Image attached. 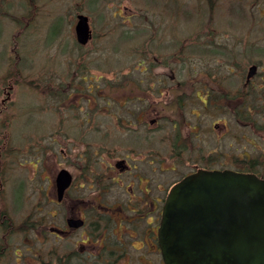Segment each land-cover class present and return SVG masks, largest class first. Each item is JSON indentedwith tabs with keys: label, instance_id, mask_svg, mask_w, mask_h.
Listing matches in <instances>:
<instances>
[{
	"label": "flooded vegetation",
	"instance_id": "obj_1",
	"mask_svg": "<svg viewBox=\"0 0 264 264\" xmlns=\"http://www.w3.org/2000/svg\"><path fill=\"white\" fill-rule=\"evenodd\" d=\"M140 12L123 2L111 11L112 18L121 20L101 21L97 28L86 14L90 37L84 44L74 38L79 47L99 44L116 25L122 26L133 31L126 43L132 44L136 63L104 78L98 75L87 86L85 77L70 86L69 94L81 101L78 138L52 134L46 146L31 152V192L23 198L30 203L17 221L14 211L0 206V264H164L158 227L172 184L198 169L264 177L257 168L264 171L260 158L244 149L231 155L221 150H235L234 143L244 140V128L259 133L257 71L247 77L244 68L222 73L208 65L211 56L225 54L219 43L213 50L210 23L190 39H179L171 22L131 23ZM186 61L189 69L181 68ZM12 89L8 81L0 98V128ZM97 101L110 119V130H103V136L111 135L105 147L96 143L102 136L98 121L87 122L93 133L84 128L88 114L104 113L88 105ZM1 155L0 200H7ZM62 176H68L64 187ZM16 192L10 199L14 203L22 200Z\"/></svg>",
	"mask_w": 264,
	"mask_h": 264
},
{
	"label": "rangeland",
	"instance_id": "obj_2",
	"mask_svg": "<svg viewBox=\"0 0 264 264\" xmlns=\"http://www.w3.org/2000/svg\"><path fill=\"white\" fill-rule=\"evenodd\" d=\"M123 2L135 11L141 10L131 17V23L141 20L171 22L176 33H180L179 39H190L210 23L213 50L223 46L225 54L211 56L208 65L222 73L230 68L236 72L242 68L246 70L250 63L261 66L257 68L261 87L255 91L261 102L257 119L259 133L253 134L252 130L244 128V140L234 143L235 150L226 146L221 150L223 154L231 155L244 149L245 153L264 163V0H0V98L8 81L13 87L5 125L0 128V155L6 176L3 192L7 199L0 200V206L10 214L11 210L16 213L12 216L14 221L20 220L25 205L30 203L23 198L29 197L31 192L32 171L28 168L31 152L40 145L46 146L52 134L65 133L64 137L78 138V123L83 119L81 111L77 110L81 101L78 103L69 94L70 86L82 77L87 86L94 83L98 75L104 78L113 70L131 68L136 63L131 56L132 44L126 43L133 31L122 26L116 25L114 33L89 47H79L74 39L77 12L90 15L97 28L101 21L113 22L116 18L119 22L121 18H112L111 11ZM123 31L130 34L126 36ZM181 63V68L189 69L187 61ZM65 102L69 106H64ZM82 102L86 103L85 100ZM99 104L97 101L88 105L95 110L100 108ZM100 111L104 113L86 116L90 119L84 128L92 132L93 125L89 123L93 119L98 121L102 136L96 143L108 145L111 135L103 136L107 132L103 130H110V119L102 107ZM230 126V129L234 128L232 123ZM92 133L89 136L92 137ZM228 140L233 141V138ZM213 148L214 143L211 150ZM216 154L213 151V155ZM19 191L22 200L14 203L11 196L15 192L18 195Z\"/></svg>",
	"mask_w": 264,
	"mask_h": 264
},
{
	"label": "water",
	"instance_id": "obj_3",
	"mask_svg": "<svg viewBox=\"0 0 264 264\" xmlns=\"http://www.w3.org/2000/svg\"><path fill=\"white\" fill-rule=\"evenodd\" d=\"M77 18L84 44L88 18ZM60 180L64 187L68 176ZM158 240L164 264H264V178L229 169L186 175L166 196Z\"/></svg>",
	"mask_w": 264,
	"mask_h": 264
},
{
	"label": "trees",
	"instance_id": "obj_4",
	"mask_svg": "<svg viewBox=\"0 0 264 264\" xmlns=\"http://www.w3.org/2000/svg\"><path fill=\"white\" fill-rule=\"evenodd\" d=\"M14 73V72H13Z\"/></svg>",
	"mask_w": 264,
	"mask_h": 264
}]
</instances>
